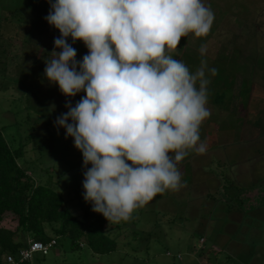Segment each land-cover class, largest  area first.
<instances>
[{"label":"rangeland","instance_id":"obj_1","mask_svg":"<svg viewBox=\"0 0 264 264\" xmlns=\"http://www.w3.org/2000/svg\"><path fill=\"white\" fill-rule=\"evenodd\" d=\"M45 1L0 0V128L12 146H26L25 159L37 172L51 169L44 178L51 176L68 208L81 215L92 205L84 199V158L55 121L68 111L66 103L75 107L86 92L67 97L45 76L54 26L48 14L32 11ZM202 2L214 14L209 34L183 37L171 55L177 57L181 49L179 61L192 72L202 60L208 69H227L214 76L206 69L208 90L221 93L234 80L222 107L207 103L210 116L200 129L206 151H190L178 164L179 190L155 196L132 213L128 224L108 222V227L121 226L116 252L72 251L64 238L48 255L36 254L26 264H264V24L256 29L264 22V0ZM201 45L207 49L203 55ZM73 47L82 62L89 49L83 41ZM218 75L223 77L219 83ZM234 107L238 114L233 116ZM33 132L35 138H28ZM0 227L15 230L16 223L8 218ZM25 239L28 243L33 235Z\"/></svg>","mask_w":264,"mask_h":264},{"label":"clouds","instance_id":"obj_2","mask_svg":"<svg viewBox=\"0 0 264 264\" xmlns=\"http://www.w3.org/2000/svg\"><path fill=\"white\" fill-rule=\"evenodd\" d=\"M46 17L61 33L45 76L67 97L86 92L57 117L84 158V199L108 222L130 219L155 196L179 190L178 168L203 154L206 69L173 53L183 37H206L214 14L202 0H57ZM83 41L82 62L68 43ZM201 45L200 52H206ZM71 122V123H70ZM91 168H88V165Z\"/></svg>","mask_w":264,"mask_h":264},{"label":"trees","instance_id":"obj_3","mask_svg":"<svg viewBox=\"0 0 264 264\" xmlns=\"http://www.w3.org/2000/svg\"><path fill=\"white\" fill-rule=\"evenodd\" d=\"M56 2L57 0H51L52 4ZM51 10L49 0H46L43 6L36 5L32 8V11L41 17L49 14ZM49 32L55 50L54 40L61 37V33L55 27L49 28ZM69 40L70 38L68 43L71 42ZM69 44L73 47L74 42ZM181 51L179 49L175 59L182 57ZM37 58L34 57L33 66L37 64ZM216 70L227 71L222 66ZM218 76L216 79L219 83L223 77ZM212 79L215 82L216 79ZM233 84L234 80L226 83L220 88L221 93L207 89L208 103L222 107L228 89ZM244 87H240L241 96L245 95L242 90ZM232 112L233 116L237 115L238 109L234 107ZM32 137L35 138L34 132L28 136ZM27 152L25 145L17 148L12 146L4 135V127L0 128V225L8 218L16 223L15 230L0 227V264H5L10 255L18 258L19 251L27 245L25 238L30 235H33V241L45 244L56 241L53 248L59 245L61 239L67 238L70 240L72 251L87 248L94 256L116 252L122 237L121 226L108 227V221L103 215L93 212L92 205L84 208L81 215L74 214L67 206L68 201L64 199L58 187H55L52 177L44 178L45 171L50 172L51 169L37 172L34 169L35 164L28 163L25 159ZM124 222L128 224L129 219ZM201 242L205 244L206 241L201 238Z\"/></svg>","mask_w":264,"mask_h":264},{"label":"built area","instance_id":"obj_4","mask_svg":"<svg viewBox=\"0 0 264 264\" xmlns=\"http://www.w3.org/2000/svg\"><path fill=\"white\" fill-rule=\"evenodd\" d=\"M55 245L56 241L45 244L43 242L30 240L27 245L19 251L18 258L10 255L6 258L5 264L32 262L36 254L47 255Z\"/></svg>","mask_w":264,"mask_h":264},{"label":"crops","instance_id":"obj_5","mask_svg":"<svg viewBox=\"0 0 264 264\" xmlns=\"http://www.w3.org/2000/svg\"><path fill=\"white\" fill-rule=\"evenodd\" d=\"M260 24H262V25H260ZM263 24H264L263 21H262L261 23L256 24V29L262 28ZM259 25H260V27H259ZM240 28H241V27H240ZM259 34H260V32H258V35H259ZM257 124H258V122L256 121V122L254 123V125H257ZM205 244H206V242H205Z\"/></svg>","mask_w":264,"mask_h":264}]
</instances>
